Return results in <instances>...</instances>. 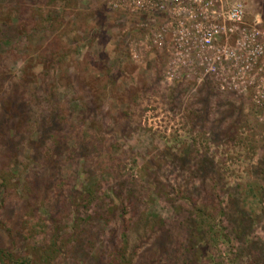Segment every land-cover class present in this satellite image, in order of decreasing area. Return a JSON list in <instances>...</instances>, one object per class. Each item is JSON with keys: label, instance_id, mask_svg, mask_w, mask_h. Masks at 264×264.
Instances as JSON below:
<instances>
[{"label": "rangeland", "instance_id": "374dc122", "mask_svg": "<svg viewBox=\"0 0 264 264\" xmlns=\"http://www.w3.org/2000/svg\"><path fill=\"white\" fill-rule=\"evenodd\" d=\"M226 1L264 28V0ZM114 2L0 0V124L27 101L0 142V264H264L255 83L173 61Z\"/></svg>", "mask_w": 264, "mask_h": 264}, {"label": "built area", "instance_id": "2783aa9c", "mask_svg": "<svg viewBox=\"0 0 264 264\" xmlns=\"http://www.w3.org/2000/svg\"><path fill=\"white\" fill-rule=\"evenodd\" d=\"M112 5L143 14L142 24L151 28L149 41L157 47L170 44L173 61H194L205 73L227 66L244 77L243 83L250 76L256 102L264 104V28L246 22L240 2L228 6L226 0H115Z\"/></svg>", "mask_w": 264, "mask_h": 264}, {"label": "trees", "instance_id": "16d2710c", "mask_svg": "<svg viewBox=\"0 0 264 264\" xmlns=\"http://www.w3.org/2000/svg\"><path fill=\"white\" fill-rule=\"evenodd\" d=\"M29 8H27L26 10H28ZM14 11L15 13H17V8H0V24L4 21H7L9 22L11 19H12V16L10 15V17L8 16V14H11V12ZM9 96V95H8ZM7 106H3V110H4V113L2 114V122L0 124V142L3 143L6 148H7V141L5 140L6 139V135H5V131H4V127H7L10 122L12 121V117L13 116H16L18 114L21 113V108H22V105L23 103L22 102H27L26 99L25 100H22V102H17V101H11V98H7ZM5 99V100H6ZM19 100V99H18ZM21 103V104H20ZM4 117V118H3ZM1 176V175H0ZM1 179V177H0ZM0 183H3V182H0ZM213 230H211L212 232ZM228 235V233H227ZM226 233L223 234L224 237L227 236Z\"/></svg>", "mask_w": 264, "mask_h": 264}]
</instances>
